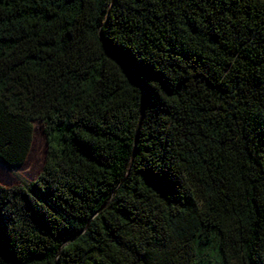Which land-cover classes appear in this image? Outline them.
Wrapping results in <instances>:
<instances>
[{
	"label": "trees",
	"instance_id": "obj_1",
	"mask_svg": "<svg viewBox=\"0 0 264 264\" xmlns=\"http://www.w3.org/2000/svg\"><path fill=\"white\" fill-rule=\"evenodd\" d=\"M35 121L0 264H264V0H0L4 163Z\"/></svg>",
	"mask_w": 264,
	"mask_h": 264
},
{
	"label": "rangeland",
	"instance_id": "obj_2",
	"mask_svg": "<svg viewBox=\"0 0 264 264\" xmlns=\"http://www.w3.org/2000/svg\"><path fill=\"white\" fill-rule=\"evenodd\" d=\"M33 125L34 141L25 162L10 166L0 159V185H28L41 172L45 163L47 142L43 131V123L41 121H35Z\"/></svg>",
	"mask_w": 264,
	"mask_h": 264
},
{
	"label": "water",
	"instance_id": "obj_3",
	"mask_svg": "<svg viewBox=\"0 0 264 264\" xmlns=\"http://www.w3.org/2000/svg\"><path fill=\"white\" fill-rule=\"evenodd\" d=\"M144 104H145V95H144V99H143V107H142V111H141V116H140V119H139V122H138V125H137V129H136L135 140H136V136H137V133L139 131V128H140L141 119H142V115H143V111H144ZM132 159H133V155H132Z\"/></svg>",
	"mask_w": 264,
	"mask_h": 264
}]
</instances>
